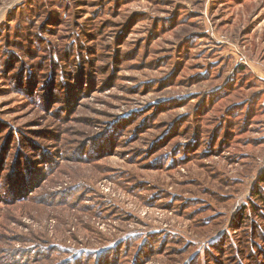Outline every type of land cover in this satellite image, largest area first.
<instances>
[{
    "label": "rangeland",
    "instance_id": "374dc122",
    "mask_svg": "<svg viewBox=\"0 0 264 264\" xmlns=\"http://www.w3.org/2000/svg\"><path fill=\"white\" fill-rule=\"evenodd\" d=\"M262 77L264 0H0V264H251Z\"/></svg>",
    "mask_w": 264,
    "mask_h": 264
},
{
    "label": "trees",
    "instance_id": "16d2710c",
    "mask_svg": "<svg viewBox=\"0 0 264 264\" xmlns=\"http://www.w3.org/2000/svg\"><path fill=\"white\" fill-rule=\"evenodd\" d=\"M240 68H238V70H242V69H244V67L243 66H239ZM233 80H234V82L233 83H230V86L229 87H232V89H234L235 87H237L239 84H240V81H237V79H234L233 78ZM231 82V81H230ZM247 107H249V106H247ZM262 199H264V197L262 196L261 197ZM256 215H259V214H256ZM260 217H262V215H260ZM240 218H241V220H239V223H238V225H243L244 224V222H245V216H240ZM243 219V220H242ZM263 221H264V217H263V219H262ZM237 225V226H238ZM251 228H253V231L254 232H256L257 234H259L260 235V237L262 238V240L264 241V225L263 226H261V225H259V224H255L254 226H251ZM222 241V243L221 244H223L224 243V240H221ZM219 243H213V247H215V248H217V249H219L218 248V245ZM247 244V243H246ZM227 248V249H226ZM258 248H259V244H258ZM257 248V249H258ZM222 249L224 250V251H221L220 253H224V254H227L228 253V251L230 250V249H232V247H228L227 245H226V247H223L222 246ZM220 250V249H219ZM253 249H251L250 250V252H249V255H251V256H249V258H250V261H251V264H263L260 260V257H258V254H262V255H264V249H263V251L260 249V250H257L256 252H255V254H254V252L252 251ZM217 262H219V261H217ZM237 263V261L235 262V264Z\"/></svg>",
    "mask_w": 264,
    "mask_h": 264
},
{
    "label": "crops",
    "instance_id": "0c3cea01",
    "mask_svg": "<svg viewBox=\"0 0 264 264\" xmlns=\"http://www.w3.org/2000/svg\"><path fill=\"white\" fill-rule=\"evenodd\" d=\"M262 78H264V77H262Z\"/></svg>",
    "mask_w": 264,
    "mask_h": 264
}]
</instances>
